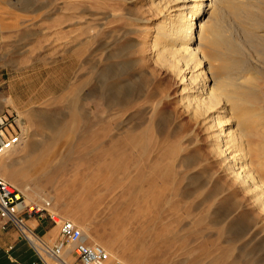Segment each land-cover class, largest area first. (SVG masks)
<instances>
[{"label":"rangeland","instance_id":"374dc122","mask_svg":"<svg viewBox=\"0 0 264 264\" xmlns=\"http://www.w3.org/2000/svg\"><path fill=\"white\" fill-rule=\"evenodd\" d=\"M184 2L0 0V115L22 136L0 178L32 192L25 203L49 202L109 264H264V210L218 149L216 110H197L186 79L155 60L158 27L187 14ZM261 35L249 37L255 49ZM247 47L242 81L256 77L262 94L250 166L264 179V62ZM38 221L24 224L52 247L57 227L42 238Z\"/></svg>","mask_w":264,"mask_h":264},{"label":"bare ground","instance_id":"6f19581e","mask_svg":"<svg viewBox=\"0 0 264 264\" xmlns=\"http://www.w3.org/2000/svg\"><path fill=\"white\" fill-rule=\"evenodd\" d=\"M183 2L187 14L178 16L172 24L158 27L152 50L158 51L161 45V51L155 60L169 67L183 83L186 79L184 88L188 92L193 91L190 95L195 98L197 110H216L219 117L214 121L220 134L218 149H224L222 153H229L235 179L250 190L264 210V179L256 176L250 166L251 150L254 154L256 151L249 148L247 142L248 124L260 116L256 111V101L261 89L254 82L256 77L242 81L243 75L251 70L242 57L247 43H252L247 48L255 54L256 60L264 62V35L256 36L261 50L255 49L257 46H253V40H249L252 31L264 30V0ZM168 3H160L157 9L168 11L171 8ZM224 8L232 16V23L222 17ZM254 73L252 76L258 72ZM232 121H235L237 132L223 129ZM20 191L24 198H28L27 189ZM82 233L89 240L88 235ZM29 240L38 249L37 240L32 235Z\"/></svg>","mask_w":264,"mask_h":264},{"label":"built area","instance_id":"2783aa9c","mask_svg":"<svg viewBox=\"0 0 264 264\" xmlns=\"http://www.w3.org/2000/svg\"><path fill=\"white\" fill-rule=\"evenodd\" d=\"M13 117L0 115V157L18 146L22 136ZM50 203H25L24 196L9 183L0 178V219L10 223L19 233V239H26L30 244L29 230L25 226L28 219H47L58 229V241L52 246H39L35 249L38 259L43 264H71L65 255H73L79 264H106L108 253L98 244L89 243L71 221L65 220L50 210ZM32 235V234H30ZM115 264H120L115 262Z\"/></svg>","mask_w":264,"mask_h":264},{"label":"crops","instance_id":"0c3cea01","mask_svg":"<svg viewBox=\"0 0 264 264\" xmlns=\"http://www.w3.org/2000/svg\"><path fill=\"white\" fill-rule=\"evenodd\" d=\"M31 193L27 195L28 200H31ZM31 220L32 219H28V221ZM49 223L42 219L39 220L36 225L31 224L30 226L33 227L42 238H46L53 231ZM71 256L73 257V255H67L66 257ZM0 264H43L39 261L30 244L25 240L19 239L17 230L10 223L2 219H0ZM107 264L109 263L107 262Z\"/></svg>","mask_w":264,"mask_h":264}]
</instances>
